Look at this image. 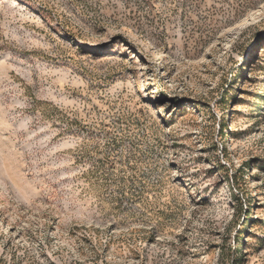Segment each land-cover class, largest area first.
<instances>
[{"label": "rangeland", "instance_id": "obj_1", "mask_svg": "<svg viewBox=\"0 0 264 264\" xmlns=\"http://www.w3.org/2000/svg\"><path fill=\"white\" fill-rule=\"evenodd\" d=\"M0 264H264V0H0Z\"/></svg>", "mask_w": 264, "mask_h": 264}]
</instances>
